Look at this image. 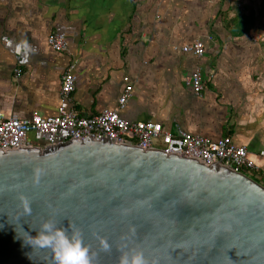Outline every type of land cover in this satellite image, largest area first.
<instances>
[{"label": "crops", "instance_id": "0c3cea01", "mask_svg": "<svg viewBox=\"0 0 264 264\" xmlns=\"http://www.w3.org/2000/svg\"><path fill=\"white\" fill-rule=\"evenodd\" d=\"M60 32L68 48L59 53L48 39ZM197 40L203 57L181 50ZM74 63L75 89L63 103ZM198 68L201 97L187 84ZM127 86L123 118L244 146L264 184V0H0L7 118L53 116L62 104L93 117L117 109Z\"/></svg>", "mask_w": 264, "mask_h": 264}, {"label": "water", "instance_id": "95a60500", "mask_svg": "<svg viewBox=\"0 0 264 264\" xmlns=\"http://www.w3.org/2000/svg\"><path fill=\"white\" fill-rule=\"evenodd\" d=\"M92 139L0 151V264H56L27 244L46 219L78 226L94 264L130 249L149 264H264V185L219 161Z\"/></svg>", "mask_w": 264, "mask_h": 264}, {"label": "built area", "instance_id": "2783aa9c", "mask_svg": "<svg viewBox=\"0 0 264 264\" xmlns=\"http://www.w3.org/2000/svg\"><path fill=\"white\" fill-rule=\"evenodd\" d=\"M49 45L55 52L67 50L68 43L65 33H53L48 39ZM181 50L196 57L205 55V45L197 40ZM77 64L70 65L62 78L61 97L63 103L69 99L75 89ZM19 74L21 71L16 70ZM194 94L203 95L206 80L201 69H196L187 80ZM132 86H127L118 100L117 109H105L99 115L83 117L73 108H66L62 104L53 116L33 115L29 119L18 117L7 118L0 113V151L17 150L19 147H40L56 145L69 139H83L92 137L94 141L99 137H113L117 144H128L143 150H160L168 155L176 153L183 158H196L208 166L218 162L236 172L244 173L253 178V172L258 167L248 157V150L238 146L228 139L212 140L200 135H193L183 130L173 132L161 123L152 121H130L120 115L129 99L132 97ZM35 134L37 140L30 139ZM64 135V136H62ZM45 139L42 142L40 137ZM35 141V143L33 142ZM264 157V149L260 152Z\"/></svg>", "mask_w": 264, "mask_h": 264}, {"label": "clouds", "instance_id": "9594fccd", "mask_svg": "<svg viewBox=\"0 0 264 264\" xmlns=\"http://www.w3.org/2000/svg\"><path fill=\"white\" fill-rule=\"evenodd\" d=\"M21 198L24 208L30 211L27 197L22 194ZM34 231L35 235L29 233L27 244L50 248L56 264H94L93 252L85 243L82 230L75 224L61 226L53 219H46ZM101 243L105 248L108 247L103 238ZM118 264H149V262L143 250L130 249L121 253Z\"/></svg>", "mask_w": 264, "mask_h": 264}, {"label": "trees", "instance_id": "16d2710c", "mask_svg": "<svg viewBox=\"0 0 264 264\" xmlns=\"http://www.w3.org/2000/svg\"><path fill=\"white\" fill-rule=\"evenodd\" d=\"M257 182H259V183H262V180H260V179H258V178H256V177H253Z\"/></svg>", "mask_w": 264, "mask_h": 264}, {"label": "rangeland", "instance_id": "374dc122", "mask_svg": "<svg viewBox=\"0 0 264 264\" xmlns=\"http://www.w3.org/2000/svg\"><path fill=\"white\" fill-rule=\"evenodd\" d=\"M34 142V141H33ZM35 143V142H34ZM36 144V143H35ZM262 184V183H261ZM262 185H264V184H262Z\"/></svg>", "mask_w": 264, "mask_h": 264}]
</instances>
